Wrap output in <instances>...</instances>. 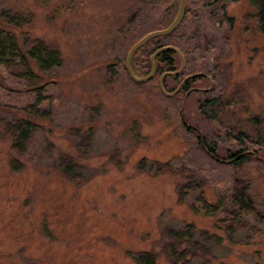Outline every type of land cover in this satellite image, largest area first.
Here are the masks:
<instances>
[{"label": "rangeland", "instance_id": "374dc122", "mask_svg": "<svg viewBox=\"0 0 264 264\" xmlns=\"http://www.w3.org/2000/svg\"><path fill=\"white\" fill-rule=\"evenodd\" d=\"M145 2L153 0H0V11L31 14L18 34L41 39L63 58L49 79L47 99L37 108L41 119L23 152L13 149L0 121V264H135L133 254L160 252L161 238L187 224L221 239L207 245L213 253L209 264H264V177L253 163L256 156L264 159V130L259 132L262 146L250 147L252 160L240 172L253 181L258 234L226 233L214 227L215 218L195 214L189 207L198 193L194 186L185 192L187 202L179 204L178 187L198 185V178L142 172L183 156L176 168L185 174H191L192 164L206 169L190 141L199 134L221 140V160H228L231 151L222 142L226 131L242 129L256 137L251 118L264 122V35L255 28L256 8L247 1L229 6L236 30L227 35L226 22L218 26L209 9L188 1L191 15L176 39L185 51L208 44L209 52L185 61L180 81L168 80V87L177 89L185 76L202 72L214 80L212 95L245 102L236 116L229 113L215 124L198 110L205 95L191 94L185 121L197 132L189 133L183 110L179 119L176 114L185 93L166 103L153 86H139L117 65L124 59L125 68L128 52L121 45L128 23L136 33V27L150 31L161 20L159 10L145 17ZM9 85L15 89L8 103L12 110L34 103L23 88ZM192 86L210 88V83L198 79ZM13 116L0 112V119ZM229 174L220 168L215 178L222 181ZM212 194L206 192L208 201ZM157 264L167 263L161 257Z\"/></svg>", "mask_w": 264, "mask_h": 264}, {"label": "trees", "instance_id": "16d2710c", "mask_svg": "<svg viewBox=\"0 0 264 264\" xmlns=\"http://www.w3.org/2000/svg\"><path fill=\"white\" fill-rule=\"evenodd\" d=\"M240 1H247L251 7L256 8L257 12H255L253 17L255 28L257 32L264 35V0H196V3L201 4L213 13V21L218 26L226 22L228 25L226 34L232 35L236 30V22L233 17H230L227 9L229 6ZM179 2L180 0H153V3L150 4L153 6L147 5L148 2H145L146 4L143 6L145 17L148 18L152 12L159 10L162 14L161 20L158 26L150 31L146 27H136L139 28V30L135 29L137 34L132 32V25L128 23L126 26V37L121 45L124 47V53L129 52L132 46L148 33L167 28L178 13ZM190 13L189 8H187L182 24L174 33L167 37H157L149 41L135 53L131 67L136 76L142 78L149 76L152 72L151 56L166 46L179 49L183 53L186 62H189L196 52L205 53V55L209 52L208 44L196 50L185 51L182 46L183 42L181 40L179 42L176 39L188 21ZM31 20V14L23 16L9 11H0V112L4 114L14 112L13 118H15L9 120L3 117L0 121L4 124L5 132L9 133L12 137L13 149L18 152L25 150L30 133L34 131L37 121L41 119L38 118L41 116L38 115L37 108L47 99L45 91L49 86L51 75L63 65V58L58 49L51 47L39 38L29 37L28 35L23 37V32L22 35L18 34V31H23L22 29ZM245 31H249L248 27L245 28ZM242 35L245 34L243 33ZM225 37L227 40L229 39L228 36ZM243 38L245 37L243 36ZM228 43L230 42L228 41ZM248 43L246 41L245 45H248ZM117 61V65L125 71L124 59ZM155 65L156 74L154 78L149 82L138 85L141 87L153 86L159 98L166 103L176 101L178 95L174 96V98L166 97L159 88V81L158 83L156 81L158 77L160 80L164 73L179 69L178 66L181 65L178 55L173 51H164L156 57ZM183 73L184 71L178 76L165 77L163 84L167 92L172 93L176 91V89L172 90L168 87V80L178 82ZM125 74L131 80L126 71ZM198 79H202V77L188 80L182 87V93L186 95L191 90L192 83ZM10 83H14L19 89L23 88L26 94L25 98L29 99V101L33 100L34 103H29L26 106L12 110L8 103L15 89L9 90ZM213 92L203 94L205 98H201L197 102L198 110L203 119L210 123H221L222 118L229 113L236 116L239 113L236 109L241 110L237 107H243L245 103L244 101H241L239 104L225 102V100L221 99V94L212 95ZM191 94H194V92H191ZM181 110L182 106L178 104L176 111L178 119L182 113ZM260 119L258 116L251 118L258 132L256 137L250 136L248 132L242 129L235 132L229 130L225 132L222 142L231 148L228 160H221L218 156V146L221 140L215 137L205 138L204 150L198 137L199 139L193 138L190 141L195 144L194 151L202 159L204 168L206 169L192 164L193 168L189 170L191 174H185L183 170L176 168V163L183 160L185 157L183 156L167 163L151 164L146 171L143 170L142 172H150L155 175L171 174L180 178L186 177L187 179L190 176L198 178L201 180L198 185L183 182L178 187L179 204L187 202L185 192L191 186H194L193 190H197L198 193L195 200L189 203V207L195 214L215 218L214 227L217 230H221L223 227L226 233H234L235 229H237L236 233L249 232L251 234H258L261 232V229L255 230L257 225L254 221L258 220V212L255 210L252 196L253 181L249 177L241 175L240 172L243 170L244 165H247L252 160L250 147L262 146L263 133L259 132L264 130V122H261L262 120ZM223 127L227 126L223 124ZM187 132L192 133L189 129H187ZM253 163L254 171L260 177H264V159L255 158ZM235 166L238 170L234 169ZM220 168L230 170V174L222 181H218L215 178V173ZM64 173L68 175L70 171L68 170V172L65 171ZM207 191L213 192L212 201H208L206 196ZM221 215L222 217H220ZM258 226L260 227V225ZM216 239L221 241L219 236H216L212 232L199 229L193 224H187L184 228L171 230L161 238V243H159L161 247L160 252L156 253L154 250L138 252L132 255V259L135 264H141V260L146 261L147 264H157L161 257L164 258L167 264H209L213 260V253L207 245L210 241Z\"/></svg>", "mask_w": 264, "mask_h": 264}, {"label": "water", "instance_id": "95a60500", "mask_svg": "<svg viewBox=\"0 0 264 264\" xmlns=\"http://www.w3.org/2000/svg\"><path fill=\"white\" fill-rule=\"evenodd\" d=\"M187 6H188V0H180L178 13H177L175 19L172 21V23L165 29L152 31V32L148 33L147 35H145L144 37H142L136 44H134L132 46V48L129 50V52L126 56V59H125V70H126L128 76L131 78V80L133 82H135L137 84H142V83L149 82L150 80H152L154 78V76L156 74L155 59L160 53H162L164 51H173L176 54H178V56L180 57V60H181L180 68L177 71H171V72L164 73L159 80V88H160L161 92L168 98L176 96L181 91V88H182L183 84L185 83V81H187L188 79H196L198 77L208 78V76L203 74V73L192 74V75L185 78V80L180 84V86L176 89L175 92L170 93V92L166 91L164 84H163L165 77H167V76H178L179 74H181L184 71L185 65H186L184 55L179 49L172 47V46H166V47L159 49L155 54H153L151 56L152 72L147 77L142 78V77L136 76V74L133 72V69L131 67V62H132V59H133L135 53L140 48H142L144 45H146L149 41H151L157 37H167V36L171 35L172 33H174L183 22V19L185 17L186 11H187ZM206 91H208V90H206ZM188 95H189V93L184 98L183 109H182L183 110L182 120H183L184 125L187 127V129L192 128V126L188 125L185 121V103H186V99H187ZM199 138H200L201 146L205 150L204 136L202 134H199ZM256 158L259 159L258 156H256Z\"/></svg>", "mask_w": 264, "mask_h": 264}, {"label": "flooded vegetation", "instance_id": "af4514ba", "mask_svg": "<svg viewBox=\"0 0 264 264\" xmlns=\"http://www.w3.org/2000/svg\"><path fill=\"white\" fill-rule=\"evenodd\" d=\"M189 1V0H188ZM178 55V54H177ZM179 57V56H178ZM179 60H180V57H179ZM186 61V60H185ZM186 64V63H185ZM180 65H181V60H180ZM178 68H179V66H178ZM202 73V72H201ZM194 74H196V73H194ZM203 74H205V73H203ZM192 75V74H191ZM205 75H207L208 76V78H206V77H202V80H206V81H208L209 83H210V88H202V89H199V88H195V87H193V86H191V90L189 91V92H187L186 93V95L189 93V95L191 94V92H194V93H196V92H200V93H202V94H206V93H210V92H213V90H214V85L212 86V84H214V80H213V78H212V76L211 75H209V74H205ZM188 76H190V75H188ZM188 76H185L184 78H183V80L180 82V84L185 80V78L186 77H188ZM188 80H191V79H188ZM187 80V81H188ZM187 81H185V83L187 82ZM184 83V84H185ZM180 84H179V86H180ZM183 84V85H184ZM193 84V83H192ZM178 86V87H179ZM183 87V86H182ZM206 90H208V91H206ZM183 91H182V88H181V91H180V93H178L177 95H179V94H181ZM185 95V96H186ZM188 95V96H189ZM188 96H187V98H188ZM187 128V127H186ZM189 130H191V132H197L193 127L192 128H189Z\"/></svg>", "mask_w": 264, "mask_h": 264}]
</instances>
